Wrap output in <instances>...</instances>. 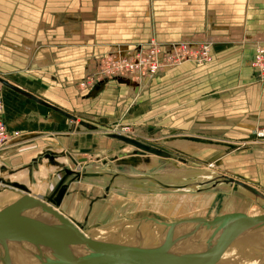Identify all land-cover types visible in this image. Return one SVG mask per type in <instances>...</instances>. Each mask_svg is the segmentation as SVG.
Instances as JSON below:
<instances>
[{"label": "crops", "instance_id": "0c3cea01", "mask_svg": "<svg viewBox=\"0 0 264 264\" xmlns=\"http://www.w3.org/2000/svg\"><path fill=\"white\" fill-rule=\"evenodd\" d=\"M255 16L264 23V0H0V66L12 69L0 73L10 84L3 89V115L7 129L21 135L0 153L5 170L30 183L32 195L47 197L54 172L46 155L72 160L73 147H84L81 123L97 131L103 119L194 134L202 138L188 141L212 150L235 146L209 141L216 137L255 139L264 129V81L251 69L255 42L244 44L237 32ZM200 36L214 39L211 64L186 62L139 89L127 80L98 85L94 95L75 87L84 62L106 55L112 44L155 38L169 45ZM242 157L233 153L226 161L237 168L233 160Z\"/></svg>", "mask_w": 264, "mask_h": 264}, {"label": "rangeland", "instance_id": "374dc122", "mask_svg": "<svg viewBox=\"0 0 264 264\" xmlns=\"http://www.w3.org/2000/svg\"><path fill=\"white\" fill-rule=\"evenodd\" d=\"M255 9L261 10L262 8L255 7ZM141 17L143 20L147 19V16L142 15ZM262 19L260 18V20ZM253 20L250 21L246 28L237 31L240 34L239 41H243L244 44L253 41L256 43V41L264 39V23L260 22L257 16ZM133 32H128V35L133 36ZM137 34L139 35V32ZM186 40L192 41L191 39ZM196 40L214 41L213 38L207 36H200ZM147 42H150V40L134 44L117 42L114 45H110L112 47H110L107 54L109 56V53L115 47H124L127 44L142 48ZM128 48L125 47V49ZM89 61L87 59L84 62V69L89 64ZM1 70L7 73L12 69L7 70V68L4 69L0 66V73H4ZM121 80H127L132 83L131 86L137 89L140 88V86L134 84L131 76ZM111 82L115 83L116 81L111 80L108 83ZM82 93H86V91ZM98 124L100 127L97 131L91 132L86 128L83 129L80 139L84 142L82 144L84 147H73L72 149V157L75 160H78V157L81 159L86 158L87 161L85 160V163L74 164L71 159H67L65 153H55L54 155L57 158L54 157L55 159L53 160L48 158L49 167L54 172V176L53 182L46 183V185L53 191L57 188V184L61 182V178H66L64 183L69 186V193L64 198L66 202H63L61 209L64 207L65 211L70 215L66 214L75 218L86 234L90 233L95 236L98 231L107 229L113 233V237L108 238L110 240H115L116 236L128 233L127 241H132L135 239L136 229H138L136 221L145 217H153L166 222H174L189 217H204L211 221L220 216L233 213L250 214L253 208L256 207L262 211L261 206H264V201L257 199L242 188L235 190L233 187L231 188L223 183L214 187L211 182H207L218 175L223 174L230 177L234 173L238 175L236 176L237 178L235 176L231 177L255 186L264 194V137L249 138L245 139V141L239 140L242 138L241 136L230 138L216 137L215 140L205 138L215 143L224 142L235 145L230 149L221 148L222 150L220 151L217 147L212 150L213 146L211 144L199 145L194 141H188L187 138L195 137L194 134H181L178 131L170 132L167 128L159 127L158 125L121 123L120 121L108 123L105 119ZM259 132L264 133V129L259 128L256 134ZM109 134L119 135L124 138L129 136L135 141L150 148L158 149L169 156H156L134 147V150L138 149V154L130 153L133 150L131 149L126 154V156L129 155L127 158H121V155H124L122 153L128 150L130 144L112 139ZM102 141L104 146L99 147ZM233 153L238 156L242 155L247 161L243 162V157L240 163L233 160L238 167H232L233 163L226 160ZM58 156L65 157L66 163H60V157ZM150 156L156 159L157 164L146 170H140L131 161V159L148 160ZM116 157H119V160ZM6 162L4 157L0 159V185L5 184L1 180L6 181L5 185L8 186H10V183L17 182L26 188H31V191L35 192L30 183L23 182H26L25 179L23 181L21 178L19 180L16 179V173H13V170L6 171L3 169L7 165ZM64 169L75 171L78 174L90 172L102 173L103 175L99 178L85 177L79 181H73V176L67 177ZM131 175L138 178L131 179L129 178ZM145 177L154 178L171 186H188L193 183L207 184L172 191L164 189L161 185L147 180ZM44 184L42 182V184L36 185L43 186ZM16 195L12 191H0V208L13 202L15 197H17ZM149 226L145 225L142 228L151 229Z\"/></svg>", "mask_w": 264, "mask_h": 264}, {"label": "water", "instance_id": "95a60500", "mask_svg": "<svg viewBox=\"0 0 264 264\" xmlns=\"http://www.w3.org/2000/svg\"><path fill=\"white\" fill-rule=\"evenodd\" d=\"M1 82L3 86L10 85ZM98 89L97 86L91 95ZM81 125L96 130L88 123ZM111 138L157 156H169L119 135L113 134ZM46 158L55 159L51 153ZM131 161L135 165L139 160ZM64 172L67 177L73 176V181L103 175L78 174L68 169ZM145 178L169 190L194 188L210 182L217 187L223 183L235 190L242 188L264 201V194L247 182L223 174L207 183L188 186H171L154 178ZM65 179L61 178L57 188L42 198L32 195L30 188L22 184L13 182L8 186L1 180L5 184L0 185V191L15 192L18 198L0 208V264H264V206H261L262 214L256 217L248 213H233L211 221L204 217H189L174 222L145 217L136 221L139 230L134 240H99L90 233L87 236L83 234L58 212L62 200L69 193ZM145 225L161 228L164 239L151 241L141 238L139 231Z\"/></svg>", "mask_w": 264, "mask_h": 264}, {"label": "built area", "instance_id": "2783aa9c", "mask_svg": "<svg viewBox=\"0 0 264 264\" xmlns=\"http://www.w3.org/2000/svg\"><path fill=\"white\" fill-rule=\"evenodd\" d=\"M213 43V41L183 40V42L166 45L154 38L144 44L142 49L136 46H130L128 49L117 47L109 53V56L108 54L96 55L90 58L85 68L86 73L75 87L80 92L91 93L99 84L126 79L127 73L132 76L134 84L141 87L156 75L186 62L196 65L211 64L214 58ZM254 49L255 53L250 61L251 69L256 78L264 81V39L256 41ZM121 51L125 54L124 56L119 53ZM3 89L4 86L0 81V153L10 149L21 136L19 132H10L6 127L3 115ZM255 136L256 138L264 137V133L259 132Z\"/></svg>", "mask_w": 264, "mask_h": 264}, {"label": "bare ground", "instance_id": "6f19581e", "mask_svg": "<svg viewBox=\"0 0 264 264\" xmlns=\"http://www.w3.org/2000/svg\"><path fill=\"white\" fill-rule=\"evenodd\" d=\"M142 49V48H141ZM123 52V51H122ZM122 52H119L122 56L123 55H125L124 53H122ZM127 76H131L130 74H128L127 73ZM132 77V76H131ZM0 80L1 81H3V79H2V77L0 76ZM6 82V81H5ZM2 83V82H1ZM2 85H3V83H2ZM82 124V123H81ZM91 131V130H90ZM109 136H112L111 134H109ZM126 139H131V140H134L133 138H131V137H126ZM192 140H196V139H192ZM135 141V140H134ZM198 141V140H197ZM134 145H129V148H128V150L126 151V152H130V150L131 149H133L132 151H131V153L132 154H138L139 153V151H138V149H136V150H134ZM156 150V149H155ZM158 150V149H157ZM122 154H127V153H122ZM150 154H152V153H150ZM131 155V154H130ZM153 155H155V154H153ZM122 157L121 158H127L128 156H124V155H121ZM157 156V155H156ZM158 156H160V155H158ZM161 157H163V156H161ZM72 158V157H71ZM116 159L117 160H119V157H116ZM72 160H73V163H75L76 164V161L72 158ZM87 161V159L85 158V159H83V160H80L79 162L80 163H85L86 161ZM85 161V162H84ZM157 164V162H156V159L155 158H152L151 156H150V159H148V160H145V159H143V160H139V161H135V166L136 167H138L140 170H146L147 168H150V167H152V166H155ZM214 165V164H213ZM132 177H137V176H134V175H131ZM116 181V180H115ZM249 184V183H248ZM251 185V184H250ZM115 186V185H114ZM252 186V185H251ZM253 188H255L256 190H258L256 187H254V186H252ZM174 190V189H173ZM172 190V191H173ZM259 191V190H258ZM260 192V191H259ZM260 193H262V192H260ZM17 197H15V199H17L18 198V195H16ZM258 207H256V208H253V211H252V213H250V215H252V216H254V217H256V216H259V215H261L262 214V211L261 210H259V209H257ZM58 210V212L60 213V214H62L63 216H65L67 219H69L70 221H71V223L73 222L74 223V225L83 233V234H86L85 233V231L84 230H82V228L80 227V223L78 222V221H76V219H74L73 217L71 218V217H69L68 215H65V214H63V213H61L60 212V208H58L57 209ZM150 227V226H149ZM137 231L139 230V229H136ZM136 231V234L138 233ZM140 233H139V235L141 234V238H143V239H149V240H151V241H160V240H163L164 239V233H163V230L161 229V228H159V227H156V228H152L151 227V229L150 228H147V227H145V228H141L140 229V231H139ZM111 232H109V230H107V229H102L101 231H98V233L97 234H95V238L96 239H99V240H102V239H108V238H110V237H113L112 236V234L113 233H111ZM86 236H87V234H86ZM127 236H128V233L126 234V233H124L123 235H121V236H116V241L118 240V241H123V240H127Z\"/></svg>", "mask_w": 264, "mask_h": 264}]
</instances>
